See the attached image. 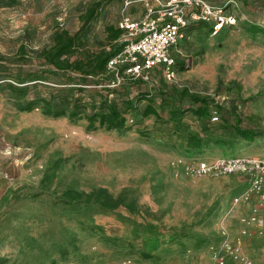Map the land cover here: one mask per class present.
<instances>
[{
    "label": "rangeland",
    "instance_id": "1",
    "mask_svg": "<svg viewBox=\"0 0 264 264\" xmlns=\"http://www.w3.org/2000/svg\"><path fill=\"white\" fill-rule=\"evenodd\" d=\"M9 2L0 9V264H215L209 246L233 242L252 207L234 204L246 176H185L171 161L194 135L206 140L205 158L264 160V33L250 31H264V1L241 2L238 26L217 37L203 26L181 41L175 55L188 69L177 66L173 80L155 69L148 81L108 84L109 75L92 82L87 88L108 84L122 111L127 99L133 103L127 128L112 131L89 128L84 116L55 118L18 105L49 99L56 83L71 79L34 52L52 48L61 30L74 34L96 3L88 49L99 50L123 0ZM131 10L134 18L143 14L140 4ZM11 86L30 90L19 95ZM184 89L208 98L221 121L190 112L199 105L181 95ZM149 100L158 117L143 115ZM234 117L258 134L253 141L235 133ZM148 240L159 248L144 259ZM243 257L228 264H264V234L246 236Z\"/></svg>",
    "mask_w": 264,
    "mask_h": 264
},
{
    "label": "built area",
    "instance_id": "2",
    "mask_svg": "<svg viewBox=\"0 0 264 264\" xmlns=\"http://www.w3.org/2000/svg\"><path fill=\"white\" fill-rule=\"evenodd\" d=\"M140 4L143 14L134 18L132 7ZM240 0H125L118 23L123 32L121 51L110 60L108 71L121 83L132 80H150L155 69H162L169 80L176 78V55L181 41L188 40L194 25L207 26L209 35L217 37L225 30L238 26ZM124 70L123 72L121 70ZM220 121L217 111L212 122ZM175 173L191 177H220L244 175L247 186L237 195L234 204H250L242 215L243 225L233 241L224 240L209 246L215 264H228L231 260L246 261L243 257L246 236L264 234V160L253 157L227 156L218 159L175 157L171 161Z\"/></svg>",
    "mask_w": 264,
    "mask_h": 264
},
{
    "label": "trees",
    "instance_id": "3",
    "mask_svg": "<svg viewBox=\"0 0 264 264\" xmlns=\"http://www.w3.org/2000/svg\"><path fill=\"white\" fill-rule=\"evenodd\" d=\"M124 1L125 0H123V2ZM240 1L246 4L249 3V0ZM11 3L12 2H9V0H0V9L10 6ZM262 6L264 7V4ZM100 10L101 3H96L81 16L82 25L74 34H71L67 30H61L55 34V44L52 48H44L41 51L37 50L34 52L38 61H45L57 73L62 74L64 77L68 76L71 79L70 82L56 83L57 87L51 89L49 99L41 101L35 99L25 101L24 104H19L18 108L20 111L31 112L35 109L42 108L44 115L55 118L68 115L72 119H78L79 117L84 116L91 129L96 128V124L109 131L127 128L125 111L133 108V103L131 100L127 99L124 102L126 106L124 109L125 111H122L119 104L109 98L112 92L108 89V86H106L111 82L116 81L114 74L108 71V64L122 49L120 39L123 32L118 27L119 21L116 25H109L105 28L107 44L104 47L97 51L88 49L91 23L98 17ZM200 28L202 29V26L194 25L190 30L193 32ZM250 31L252 33H264V31L257 27H253ZM25 53V47H21L20 57L25 56ZM177 66H179V70L181 71L188 69L184 62H180L178 55H176L175 71ZM121 71L123 72L124 70L122 69ZM109 75H111L112 78L109 80V83L105 85V90L87 88L88 86H91V83L98 77H108ZM36 80L45 81L43 78ZM75 81H81L82 83ZM136 82L143 81L136 80ZM74 85H77L78 87H73ZM11 87L19 95H25L30 90V87L22 89L14 88L13 86ZM181 95L184 98L193 101L195 105H199L197 109L190 110V112L194 113L199 118H209L210 122L213 124V103H211L208 98H203L197 94L190 93L187 89L182 90ZM97 97H100V100H97ZM141 97L147 99L146 95H142ZM41 103H44L43 106H41ZM216 111L219 113V110ZM184 113L187 112L184 111ZM143 115L159 116L158 110L151 100H149V104L145 107ZM234 121L233 130L240 138L248 142H251L256 138L258 134L252 130L244 129L239 118L234 117ZM205 144L206 140L202 137L198 135L190 136L187 141L186 153H183L182 156L188 158H205L203 152ZM217 144L220 147L223 145L219 140L217 141ZM227 156L239 155L230 153L228 155L219 156L218 158ZM146 243L148 246L143 250L142 257L144 259H151L153 257V252L159 248V245H156V240H148Z\"/></svg>",
    "mask_w": 264,
    "mask_h": 264
},
{
    "label": "crops",
    "instance_id": "4",
    "mask_svg": "<svg viewBox=\"0 0 264 264\" xmlns=\"http://www.w3.org/2000/svg\"><path fill=\"white\" fill-rule=\"evenodd\" d=\"M247 186V185H246Z\"/></svg>",
    "mask_w": 264,
    "mask_h": 264
}]
</instances>
